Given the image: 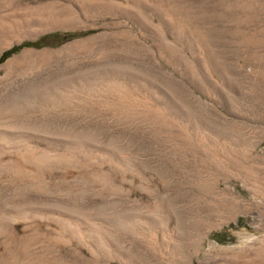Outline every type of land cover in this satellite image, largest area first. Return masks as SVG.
Returning <instances> with one entry per match:
<instances>
[{"label": "rangeland", "instance_id": "obj_1", "mask_svg": "<svg viewBox=\"0 0 264 264\" xmlns=\"http://www.w3.org/2000/svg\"><path fill=\"white\" fill-rule=\"evenodd\" d=\"M0 103V264H264V0H0Z\"/></svg>", "mask_w": 264, "mask_h": 264}, {"label": "bare ground", "instance_id": "obj_2", "mask_svg": "<svg viewBox=\"0 0 264 264\" xmlns=\"http://www.w3.org/2000/svg\"><path fill=\"white\" fill-rule=\"evenodd\" d=\"M20 97H21V96H20ZM16 100H17V99H16ZM20 100H21V99H20ZM24 101H25V100H24ZM1 102H2V101H1ZM2 103H3V102H2ZM2 103H0V116L4 115L5 112H6V111H5V107L3 106L4 104L2 105ZM23 104H24V103H23ZM5 105H6V104H5ZM6 106H7V105H6ZM6 109H8V108H6ZM2 133H3V132H2ZM6 135H7V134H6ZM5 137H6L5 134H0V139H1V140H3V139L5 140L6 138H8V137H6V138H5ZM9 137H10V136H9ZM4 140H3V142H6V143H7V141H4ZM6 140H7V139H6ZM16 140H18V139H16ZM24 140L27 141L26 139H24ZM28 140H29V139H28ZM1 143H2V142H1ZM13 143H14V142H12V144H13ZM20 144H21V143H20ZM22 144H23V143H22ZM3 145H4V143H3ZM8 146H9V145H8ZM22 146H23V145H22ZM1 147H2V146H1ZM14 147H16V146H14ZM19 147H20V146H19ZM8 148H11V147H8Z\"/></svg>", "mask_w": 264, "mask_h": 264}]
</instances>
